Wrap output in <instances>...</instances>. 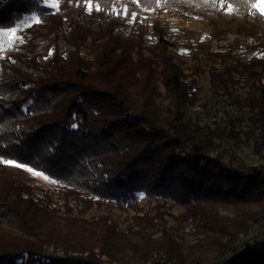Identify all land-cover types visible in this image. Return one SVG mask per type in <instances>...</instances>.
Listing matches in <instances>:
<instances>
[{
  "label": "trees",
  "instance_id": "16d2710c",
  "mask_svg": "<svg viewBox=\"0 0 264 264\" xmlns=\"http://www.w3.org/2000/svg\"><path fill=\"white\" fill-rule=\"evenodd\" d=\"M215 1L0 0V31L23 32L0 51V217L13 198L110 235L16 233L12 215L0 264H134L120 247L137 264H264V33L216 25ZM162 13L207 21L206 40H174Z\"/></svg>",
  "mask_w": 264,
  "mask_h": 264
},
{
  "label": "rangeland",
  "instance_id": "374dc122",
  "mask_svg": "<svg viewBox=\"0 0 264 264\" xmlns=\"http://www.w3.org/2000/svg\"><path fill=\"white\" fill-rule=\"evenodd\" d=\"M230 5V7H229ZM214 6L216 7L215 10V15L216 17H213V22H215L216 25L224 27L227 31L236 33L239 29L243 28H255L257 27L261 33H264V19L262 21L255 20L253 17V14L249 11L246 10L242 7L237 6L233 2H230L228 0H223V5H221L220 0L215 1ZM162 21L168 26L175 28L179 30V33L174 32L172 36L174 37V40L177 39L179 41H188L187 43H195L196 41H201V40H206L205 36L206 33L209 31V28L207 27V21L205 20H200L198 18H194L192 20H185L181 17L175 16V15H168L166 13H162L161 15ZM264 18V16H263ZM44 19L46 20L47 23H51L53 21V15L50 13L46 16H44ZM4 33H8L5 35ZM22 33L20 31H0V51L1 49H4L6 45H13L15 43V40H18L19 38L22 37ZM180 50H182L185 53H188V48L186 46H179ZM186 60H189L188 58H184ZM203 83V88L201 90L206 91V85L207 83L205 80H202ZM216 107H218V104L213 101L212 104V109L214 110L216 114ZM222 115V114H220ZM218 117V116H217ZM220 117V116H219ZM23 178L30 180L31 182L35 183H41L45 187H49L53 184V181L50 180L48 177L42 175V174H33L30 172H23L20 173ZM3 180V178L0 176V181ZM54 185V184H53ZM9 187H5V185H2L0 183V194L1 198L5 199L11 196L7 195L6 191L8 192ZM13 202H9V205L11 206H17L15 207L12 211V215H23L24 217L27 218L26 224L23 225L21 228L19 226L18 230H14L13 232H19L21 230H30L33 229V226L35 222L39 225H41L43 228L45 227H56V229L62 228L61 226L63 225V228H66L67 230H70L69 233L72 234V237H75L74 233H72L76 229V235H78V238L81 235V230L83 229L84 232L89 233V235L97 237V238H104V237H110V235L107 233L105 230V226H88L89 228H86L85 226H82L80 222L73 221L72 219H65L60 220L58 218H54L53 222L57 223V226H50L48 221L52 219L48 215L37 211L31 204L28 202H22L17 199H13ZM146 200H142V205H145ZM171 216H168L166 218V223L169 226H173L175 224L174 219L175 217L178 216L180 213V210L176 207L171 209ZM94 209H90L88 212L91 213L93 212ZM236 214L239 212L245 211V209H239L235 210ZM133 211L130 210L126 213L123 212H114L113 217L114 219H118L119 221L122 219H125V215H132ZM12 215L9 213V216L7 218L5 217H0V235L3 236H8V227L9 225L11 226H16L18 224H15L18 222V219H15L12 217ZM13 218V219H12ZM14 223V224H13ZM125 226V225H121ZM82 228V229H81ZM83 232V235H84ZM8 234V235H7ZM121 255H124L125 257H122V259L126 260L127 262L137 264V257L136 256H131V253H128L126 247H120V252Z\"/></svg>",
  "mask_w": 264,
  "mask_h": 264
},
{
  "label": "snow or ice",
  "instance_id": "6c2138e0",
  "mask_svg": "<svg viewBox=\"0 0 264 264\" xmlns=\"http://www.w3.org/2000/svg\"><path fill=\"white\" fill-rule=\"evenodd\" d=\"M133 2L135 3L136 0H133ZM221 5H223V0H220ZM253 8H255L261 16H264V0H254V2L251 5ZM89 7H91V5H89ZM230 7V5H229ZM99 10V9H98ZM134 15V14H132ZM12 31H15V29H13ZM5 35H7L8 33H4ZM0 162H5V161H0ZM6 163L9 166H15L17 168H21V169H26V166L23 165L22 163H18L16 161L13 160H7ZM27 170H31V169H27Z\"/></svg>",
  "mask_w": 264,
  "mask_h": 264
},
{
  "label": "built area",
  "instance_id": "2783aa9c",
  "mask_svg": "<svg viewBox=\"0 0 264 264\" xmlns=\"http://www.w3.org/2000/svg\"><path fill=\"white\" fill-rule=\"evenodd\" d=\"M222 114V110L219 107H216V115L219 117Z\"/></svg>",
  "mask_w": 264,
  "mask_h": 264
}]
</instances>
